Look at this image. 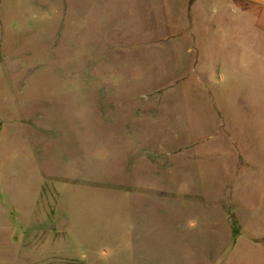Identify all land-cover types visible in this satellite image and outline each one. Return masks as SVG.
Listing matches in <instances>:
<instances>
[{
	"label": "rangeland",
	"instance_id": "1",
	"mask_svg": "<svg viewBox=\"0 0 264 264\" xmlns=\"http://www.w3.org/2000/svg\"><path fill=\"white\" fill-rule=\"evenodd\" d=\"M203 2L0 0V264H264V46Z\"/></svg>",
	"mask_w": 264,
	"mask_h": 264
},
{
	"label": "crops",
	"instance_id": "2",
	"mask_svg": "<svg viewBox=\"0 0 264 264\" xmlns=\"http://www.w3.org/2000/svg\"><path fill=\"white\" fill-rule=\"evenodd\" d=\"M210 1L208 9L210 12L217 13V11L225 10V13L234 20L235 28L229 38L232 40L231 49L238 55L239 58L242 56V44L238 46L240 41L242 43H251L248 46L250 49L254 47V44L264 46V0H205ZM200 3L201 8H204L203 0H196ZM229 16V17H230ZM214 17V16H213ZM216 17V16H215ZM216 21L210 22V27H216L220 21L218 18ZM224 21L223 18H220ZM237 47V49H236ZM241 60V59H240Z\"/></svg>",
	"mask_w": 264,
	"mask_h": 264
}]
</instances>
